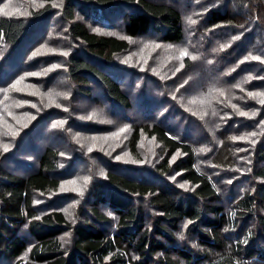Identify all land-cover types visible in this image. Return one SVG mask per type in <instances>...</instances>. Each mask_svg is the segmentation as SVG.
I'll return each instance as SVG.
<instances>
[{
  "label": "rangeland",
  "instance_id": "obj_1",
  "mask_svg": "<svg viewBox=\"0 0 264 264\" xmlns=\"http://www.w3.org/2000/svg\"><path fill=\"white\" fill-rule=\"evenodd\" d=\"M157 1L174 3L182 10L186 39L183 43L169 44L154 33L127 38L131 48L117 58L119 68L115 66V69L120 70L123 81L126 79L125 84H128L125 89L129 91L126 90L132 106L127 109L114 105L97 83L90 84V97L83 96L79 92L80 87L68 76L70 55H84V47L79 40L67 36L69 25L64 27L65 21L61 16L65 0L52 2V5L57 6H52L46 18L41 21L47 19L42 28L47 29L42 40L25 36L13 47L5 45L0 38V165L19 174L30 172L35 168L32 152L39 153L47 140L52 141L51 146L56 145L58 149V171L53 175L59 178L60 187L56 191L35 193V204L40 214L62 210L69 218L80 222V212L92 203L91 181L95 176L105 174L110 167L132 178L139 175L154 181L157 177L162 183L170 182L181 190L190 189V183L174 167L170 166L166 173L157 170L165 157L166 148L156 138L141 133L136 150L132 148L133 129L140 123H165L171 131L174 127L181 129L183 139L188 133L193 136L195 141L190 142L197 146V162L216 180L227 203L239 198L249 187L248 183L252 187L250 170L255 165L254 147L264 144V117L259 115L264 110V104L260 103L264 95H249L264 93V46L260 48L258 44L264 41L261 9L257 11V18L256 15H247L246 10L236 9L239 6L238 0H196V4L193 0ZM259 1L264 11V0H256L261 8ZM4 4H8L7 9H4ZM41 5L45 3L34 0H0V9H3L0 17L5 16L3 12L10 13L8 16L27 17L42 8ZM205 6L239 12L238 19L242 20L241 24L232 28L214 25L205 30L207 33L220 34L219 39L215 38L217 42H211L210 48H213L217 58L212 60L214 56L210 57L208 66L215 63L218 68L224 69V72L217 74L220 80L207 89H204L207 71L200 72L204 69V61L200 60L199 64L190 69L186 63L193 56L196 59L203 58L198 52L191 51L195 47L201 49L199 47L208 40V35L203 32L204 14L209 11V8L204 9ZM80 19L86 21L92 31L99 29L97 33L100 34L111 33L125 37L122 30L94 25L78 13L74 21ZM189 19L196 23L190 24ZM253 42H258V47ZM183 50H187L189 55L181 57ZM65 52L67 56L63 55ZM33 53L37 54L33 56ZM57 65L59 67H54ZM17 80L20 83L13 89L11 86ZM233 105L236 107L233 108ZM250 105L254 110H251ZM240 111L249 115L240 116ZM25 117L30 123L36 121V126L34 123L29 128L32 129L28 134L30 143L25 142L26 137H21L28 127L25 129V125H18L20 119ZM49 121H52L50 125L53 132L55 130L53 137L46 129ZM59 122H63V125L54 128L53 125ZM121 129L125 131L121 132ZM253 132L255 136L250 135ZM227 140L231 141V148L230 151L226 150L229 152L225 155L224 148L230 144ZM89 148L92 150L89 151ZM14 154H19L18 160L13 157ZM10 156L15 161H8ZM118 156L120 159H117ZM185 156L178 151L173 155L171 163L183 160ZM133 160L138 163H132ZM214 164L220 168L211 170ZM84 178H88L86 186ZM181 184L186 185V188H181ZM61 186L64 190H61ZM81 190L83 195H80ZM148 201V196L138 199V203L147 212V225L153 228L152 224L159 213ZM243 222H246L245 228L252 226L257 230L258 238L255 241L263 244L264 232L257 227L256 222ZM188 227V221L181 222L174 232L177 242H169V245L174 249L183 246L189 248L197 257L202 255L203 250L211 255L218 254L207 247V243L197 233L189 232ZM245 228L225 233L227 249L243 235ZM16 235L27 242L31 240L28 234L18 231ZM62 240L65 246L68 242L71 244L72 235L69 238L64 236ZM26 255L21 257L23 262L26 261ZM209 259L215 261L211 256ZM239 259L249 264H264L259 258L250 259L241 255ZM0 264H16V261L0 258Z\"/></svg>",
  "mask_w": 264,
  "mask_h": 264
},
{
  "label": "trees",
  "instance_id": "obj_2",
  "mask_svg": "<svg viewBox=\"0 0 264 264\" xmlns=\"http://www.w3.org/2000/svg\"><path fill=\"white\" fill-rule=\"evenodd\" d=\"M34 1L44 2L45 5L30 16L0 17V38L5 45L14 47L25 36L43 39L47 29L42 28L47 19L41 21L46 18L55 0ZM238 1L236 9L246 10L247 15L251 16L258 14V9H261V17H264L260 1L261 8L256 0ZM249 4L250 7H247ZM204 9L209 10L204 14L203 30L208 35V40L199 47L201 49L195 47L191 51L198 52L203 58H188L186 63L190 69L199 64L200 60L204 61V69L200 72L207 71V80L206 86H200L207 89L220 80L217 74L224 72V69L218 68L215 63L208 66L210 57L215 55L213 48H210L211 42H217L215 38L219 39L220 34L207 33L205 30L214 25L232 28L241 24L242 20L238 19L239 12L220 8L215 10L207 6ZM78 13L91 20L94 25L122 30L125 37L92 31L86 21H74ZM61 16L65 21L64 27L69 25L67 36L79 40L84 47V55L72 53L69 57L67 72L71 81L77 83L83 96L89 97L92 94L90 84L97 83L114 105L125 109L132 106V101L129 91L125 89L128 85L125 84L126 79L123 81L120 70L115 69V66L119 68L117 58L131 48V42L127 38L154 33L169 44L183 43L186 39L184 14L174 3L167 1L65 0ZM261 27L264 28V24ZM257 43L252 44L258 47ZM262 43H258L260 48L264 46ZM215 58L217 56L212 60ZM0 66L2 69L1 62ZM222 76L225 77L224 73ZM257 104L263 108L261 104ZM251 110H254L253 106ZM259 115L264 117V110ZM30 122L25 117L18 124L25 125V129L28 127L21 135L22 138L26 137L25 142L28 143L31 142L28 134L32 130L29 128L36 121ZM46 124L47 132L53 134V137L55 130L53 132L51 129L52 121ZM150 124L140 123L134 126L132 148L136 150L141 133L156 138L166 148L165 157L157 170L166 173L170 166L174 167L190 183V189L181 190L170 182L162 183L157 177L154 181L139 175L132 178L110 167L103 174L104 178L99 175L91 181V207L80 212V222L69 218L62 210L40 214L35 204V193L56 191L60 187L59 178L53 175L58 171V149L56 145L51 146L52 141L47 140L39 153L32 152L35 167L32 171L19 174L0 165V258L15 260L16 264H249L239 259L241 255L264 261V243H257V230L252 226L245 228L246 222H243H256L257 227L264 232V144L254 147L255 165L250 170L252 187L248 183L249 187L239 198L227 203L216 180L197 162V146L190 142L195 141V138L188 133L183 139L181 129L174 127L171 131L165 123ZM55 140L56 138L53 139ZM227 142L230 144H226L224 148L225 155L231 148V141ZM178 151L186 155L185 159L171 163L173 155ZM18 155L14 154L13 157L18 160ZM13 157H8V161H15ZM213 168L220 166L214 164L210 169ZM158 175L162 177L163 174ZM147 196L148 203L159 213L152 224L153 228L147 225V212L138 203L140 197ZM183 221H191L189 232L197 233L207 243V247L218 254L211 255L203 250L202 255L197 257L189 248L183 246L174 249L169 245V242H177L174 232ZM23 225L26 227L22 228ZM242 228H245L243 235L227 249L225 233ZM18 231L28 234L31 240L27 242L16 235ZM71 235V244L68 242L65 246L62 237L69 238ZM24 255L26 261L23 262L21 257ZM210 256L215 261L210 260Z\"/></svg>",
  "mask_w": 264,
  "mask_h": 264
},
{
  "label": "snow or ice",
  "instance_id": "obj_3",
  "mask_svg": "<svg viewBox=\"0 0 264 264\" xmlns=\"http://www.w3.org/2000/svg\"><path fill=\"white\" fill-rule=\"evenodd\" d=\"M61 2H62V0H61ZM52 6H53V7H56L57 5H56V4H53ZM3 7H4V9H7V8H8V4H4ZM41 7H43V5H41ZM0 11H3V9H0ZM3 14H4L5 16L10 15V13H8V12H3ZM189 23H190V24H194V23H196V21L189 19ZM94 31L99 32L100 30H99V29H94ZM109 34L111 35V33H109ZM157 47H159V45H157ZM36 54H37V53H33V56H35ZM63 55L67 56L68 53L65 52V53H63ZM180 55H181V57H186V56L189 55V53L187 52V50H183V51H181ZM192 59L195 60L196 57L193 56ZM253 59H259V57H253ZM54 67H59V66L57 65V66H54ZM181 67H183V65H181ZM51 70H52V69H49L48 71H51ZM179 70H180V69H177V71H179ZM33 75H35V74H33ZM248 79L250 80L251 77H249ZM19 83H20V80H17L16 83L13 84L11 87H12L13 89H15L16 84H19ZM5 91H6V90H5ZM221 95H223L222 92H221ZM249 95H250V96H253V95H264V93H260V94L249 93ZM65 98H66V97H65ZM260 103H261V104H264V99L260 100ZM33 107H35V105H33ZM232 107L235 108L236 106L233 105ZM239 115H240V116H248L249 113L244 112V111H240V112H239ZM252 115H255V113H253ZM62 125H63V122H59V124H54L53 127L55 128V127L62 126ZM120 131L123 132V131H125V129H121ZM250 135H251V136H255L256 133L253 132V133H251ZM240 139H245V138H244V137H241ZM253 143H254V141H253ZM91 150H92V149L89 148V151H91ZM5 151H7V148H6V147H5ZM117 159H120V157L118 156ZM131 162H132V163H138V161H135V160H133V161H131ZM72 183H75V181H73ZM87 183H88V178H84V185L86 186ZM180 187H181V188H186V185L181 184ZM61 190H64L63 186H61ZM80 195H83V191H82V190L80 191ZM233 215H234V214H233ZM37 219H39V218H37ZM189 223H191V221H189ZM186 226H187V225H185V227H186Z\"/></svg>",
  "mask_w": 264,
  "mask_h": 264
}]
</instances>
